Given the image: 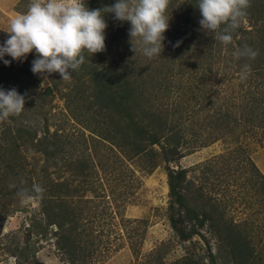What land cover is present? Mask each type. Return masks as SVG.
<instances>
[{"label": "rangeland", "instance_id": "374dc122", "mask_svg": "<svg viewBox=\"0 0 264 264\" xmlns=\"http://www.w3.org/2000/svg\"><path fill=\"white\" fill-rule=\"evenodd\" d=\"M30 2L0 0V28ZM259 5L249 0L227 47L215 33L209 63L194 60L200 52L182 63L171 50L169 58L155 56L156 66L141 63L151 81L139 101L159 117L161 130L149 117L138 130L122 114L109 122L85 109L94 99L90 74L80 90L73 71L52 95L43 94L48 74H38L32 102L5 121L36 127L37 136L46 126L51 155L18 141L25 168L9 171L0 189V264H234L237 255L264 264V68L235 55L239 39L258 42L263 20L249 14ZM109 22L105 49L90 60L123 80L142 53L134 52L138 38L130 37L129 22ZM245 65L250 71L241 79ZM40 101L45 112L37 116ZM152 133L154 144L146 139ZM180 169L182 203L168 180ZM25 188L32 193L20 195Z\"/></svg>", "mask_w": 264, "mask_h": 264}, {"label": "clouds", "instance_id": "9594fccd", "mask_svg": "<svg viewBox=\"0 0 264 264\" xmlns=\"http://www.w3.org/2000/svg\"><path fill=\"white\" fill-rule=\"evenodd\" d=\"M170 0H115L102 8H89L87 0H31L27 9L13 16L6 28L7 38L0 43V61L23 62L27 54L35 52L31 61L34 74L59 73L61 79L71 78L73 71L84 62V50L96 53L105 49V15L114 14L119 21L130 23V37L138 38L134 52L148 58L160 55L169 27L166 15ZM249 0H198L199 24L225 47L233 40L232 31L239 27ZM221 25H225L221 29ZM218 29H221L219 32ZM179 41L177 42V44ZM237 57L255 58L257 51L245 46L235 52ZM250 66L241 73L244 79ZM25 96L15 87H0V120L18 115L25 108ZM40 191V189H37Z\"/></svg>", "mask_w": 264, "mask_h": 264}, {"label": "trees", "instance_id": "16d2710c", "mask_svg": "<svg viewBox=\"0 0 264 264\" xmlns=\"http://www.w3.org/2000/svg\"><path fill=\"white\" fill-rule=\"evenodd\" d=\"M259 8L257 11L251 12L249 17L255 20H263L262 28L256 29V35L258 37V42L254 40L242 41L238 40V46L240 49H243L245 46L251 47L252 49L257 51V55L255 58H249L248 56H240V60L242 62L252 61L251 63L255 68H264V0H257ZM115 2V0H87L88 7L91 8H102L105 5H111ZM194 4L190 0H170L168 8L166 10V15L170 17L169 19V27L164 32V41H163V49L158 55L159 57L166 56L169 58L168 51H176L175 53L179 55L180 52V60L182 63L185 62L183 56L187 53L191 52H200L197 56L194 57V60H198V63L201 65L200 59H203L209 63L210 58H212V50L210 46L214 44L215 33H207L203 31L200 27L199 19L201 18V13L199 8L196 6L198 0H194ZM260 2V3H259ZM175 3V6H172ZM263 14V15H262ZM106 21H116L114 18V14L108 13L105 15ZM253 25V22H252ZM7 33L0 30V43L7 38ZM179 43L177 44V42ZM84 55V51L82 53ZM91 54L84 55V62L79 66L78 69L75 70L76 79L79 81L78 89L82 90V86L86 84L85 76L90 74L91 86L93 89V93L91 94V98H94L91 102L87 104L85 109H90L92 107L95 108L96 114H102L107 116L109 122L116 121L117 114H122L126 118L133 121L136 128L139 130L142 128V125L139 124L142 119L145 117H149L150 122L158 121L159 117H157L154 113L145 111L143 109V105L145 103V99L140 102L139 97H144L142 90L146 88L144 83L150 84L151 79H146L143 75V64H146V68L149 69L152 64H155L157 57H154V60H150L148 57L143 54L139 57H134V60L131 61L132 64L125 68V75L123 80H120L118 77L114 78L112 75V71L108 68L99 67L98 64L92 65L90 58ZM109 55V53L107 54ZM102 57H107L103 56ZM35 58V53L27 54V58L23 60V62L19 60H12L11 57L5 56V59L11 60L9 65H5L2 61H0V87L4 89H10L15 87L16 90L25 96V105L31 103L29 101L32 99L31 92L33 91V87L36 81H42V77L38 74H34L31 71V61ZM95 58V57H94ZM189 56L187 55V59ZM143 63V64H141ZM211 63V62H210ZM142 65V66H141ZM158 72H161L157 70ZM258 72L260 71L257 70ZM48 81L50 84L43 90V94L52 95L55 91H58V84L61 82V77L59 73H51L48 74ZM132 76H134L132 78ZM262 76H264L262 74ZM151 78V76L149 77ZM70 92V91H69ZM67 92V93H69ZM65 93V94H67ZM68 104L66 108L69 111L71 110V100L65 98ZM87 99H85L84 103ZM91 100V99H90ZM35 114L37 116L44 114L45 104L43 102H39L36 104ZM83 108V104L81 106ZM21 114V113H20ZM220 118V117H219ZM113 120V121H112ZM160 120V119H159ZM221 120V118H220ZM5 123L4 127L2 125L0 127V189L4 186V179L8 175L9 171H22L25 168L24 160L17 156V147L18 141H21L23 144L31 145L36 152H43L46 156L51 155L48 151V145L46 144V132L47 127L45 126V130L41 136H37V128H31L29 125L22 124H11L9 121L3 120L2 123ZM159 122V121H158ZM163 124V123H162ZM149 126L151 125L148 124ZM108 128V127H107ZM162 125H157V130H161ZM174 129V126L171 127L170 132ZM56 133V132H54ZM118 133V128L110 129L109 137L116 136ZM175 136V135H174ZM166 137L167 139L178 140L180 137ZM150 144L156 143V134L152 133L148 138H146ZM139 150H143L139 145ZM140 152V151H139ZM182 156V155H181ZM181 156H178L181 157ZM54 158H52L53 160ZM55 162V161H54ZM155 164L153 165V167ZM256 171V169L253 167ZM185 170L180 169L177 172L171 170V173L168 175L169 180V188L170 193L175 197L176 202L179 201L182 203V196L180 189L183 188L182 184V176H184ZM30 188H25L24 191L21 190V194L29 195L32 193L29 191ZM57 195L59 191H56ZM48 199H50L49 196ZM43 205V204H42ZM44 206V205H43ZM70 222V221H69ZM58 224L56 219L54 218L51 222ZM60 223V222H59ZM62 224V223H60ZM235 247V246H234ZM230 250L231 253H234L233 249ZM250 256V255H249ZM249 256L247 255L245 258L240 255L235 256L232 260L234 264H252L250 263ZM249 261V262H248ZM73 263L70 262V264ZM32 264H40L39 262H33Z\"/></svg>", "mask_w": 264, "mask_h": 264}]
</instances>
